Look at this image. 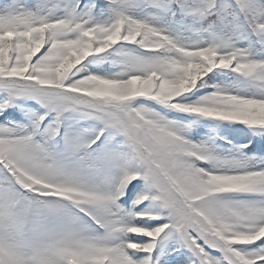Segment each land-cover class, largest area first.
Masks as SVG:
<instances>
[{
    "label": "snow or ice",
    "instance_id": "obj_1",
    "mask_svg": "<svg viewBox=\"0 0 264 264\" xmlns=\"http://www.w3.org/2000/svg\"><path fill=\"white\" fill-rule=\"evenodd\" d=\"M0 264H264V0H0Z\"/></svg>",
    "mask_w": 264,
    "mask_h": 264
}]
</instances>
